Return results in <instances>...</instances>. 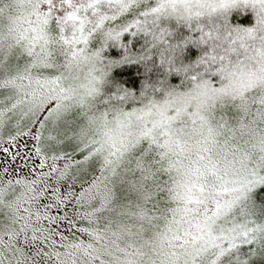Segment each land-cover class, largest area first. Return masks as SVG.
<instances>
[{
  "label": "snow or ice",
  "instance_id": "snow-or-ice-1",
  "mask_svg": "<svg viewBox=\"0 0 264 264\" xmlns=\"http://www.w3.org/2000/svg\"><path fill=\"white\" fill-rule=\"evenodd\" d=\"M0 264H264V0H0Z\"/></svg>",
  "mask_w": 264,
  "mask_h": 264
}]
</instances>
